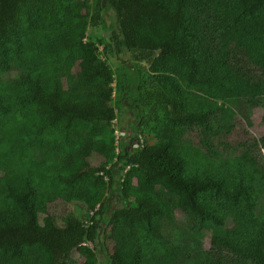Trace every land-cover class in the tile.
<instances>
[{"label": "trees", "instance_id": "obj_1", "mask_svg": "<svg viewBox=\"0 0 264 264\" xmlns=\"http://www.w3.org/2000/svg\"><path fill=\"white\" fill-rule=\"evenodd\" d=\"M96 6L90 17V0H0V264H71L74 251L77 264H99L89 244L107 264H264V234L241 242L228 229L207 250L176 234L179 211L200 226L233 222L237 209L264 219L253 152L221 171L188 139L191 127L216 132L229 106L264 109V0ZM106 10L114 26L100 51L87 30ZM102 52L147 62L152 85L137 77L131 95L120 75L113 103ZM126 100L135 134L116 138ZM61 204L85 216L67 212L60 225Z\"/></svg>", "mask_w": 264, "mask_h": 264}, {"label": "rangeland", "instance_id": "obj_2", "mask_svg": "<svg viewBox=\"0 0 264 264\" xmlns=\"http://www.w3.org/2000/svg\"><path fill=\"white\" fill-rule=\"evenodd\" d=\"M97 0H90V17L96 12ZM114 26V15L107 11L103 13V23L98 25H90L87 30V41L94 42L99 50H103L102 42L111 35V28ZM134 54L126 52L118 57L113 55H105L101 53V60L107 61L111 66L116 81L113 84L115 88L113 95V103L120 97V90H118L117 83L119 82V76L125 75V79L129 80L128 86L130 94H134L136 88L134 81L137 77H140L145 86L152 85V74L148 71L149 65L147 62L138 63L133 59ZM154 103V102H152ZM116 105V104H115ZM250 105V104H249ZM252 109H240L229 106L228 111H220L219 118L221 119L219 124L215 125L216 132L210 134L203 133L202 129L197 127H191L188 131V139L191 140L197 147L206 153L211 166L217 170L226 171L233 169V164L236 158H238L246 149H250L253 154L264 165V147L260 145L259 141L264 137V122L263 115L264 109L259 107V103L253 101L250 105ZM134 104L130 100H126L123 103V108L118 112L117 121L113 122V129L115 130V137L119 138L120 135L129 137L135 133L133 127L136 123V113L134 111ZM227 108V106H226ZM131 131V132H130ZM140 138L145 143L143 134L138 133ZM153 143V141H151ZM253 149V150H252ZM99 160L92 158L93 164ZM261 182H257V193L259 196L264 195L260 188H264ZM264 199V198H263ZM121 201L119 192L113 193L111 196V209L114 205ZM262 204V199L259 202ZM262 208L258 206L257 211L261 213ZM74 212V215L82 219L85 216V210L79 209L76 204L72 205H60L56 208L58 214L57 222L63 225L68 217V213ZM68 212V213H67ZM178 222L176 228L180 227L181 232L177 229V236L182 239V236L187 240V244H193L198 242L202 249L207 250L211 246V239L214 235L224 233L230 229L234 238L241 242H246L255 237H260L264 234V219L260 216H251L244 209H237L233 222L231 219L225 220L220 227L214 226L210 223L200 226L199 221L192 215L185 212H177ZM186 233L188 235H186ZM186 235V236H185ZM91 247L97 248V254L99 257V264L106 263V255L101 251V248L95 244H89ZM192 250V248H190ZM80 259V254L74 251L69 262L71 264H77ZM190 264H204L199 261L190 262Z\"/></svg>", "mask_w": 264, "mask_h": 264}]
</instances>
